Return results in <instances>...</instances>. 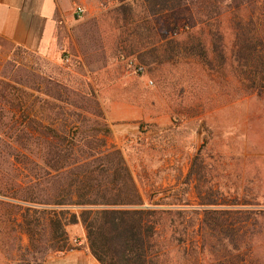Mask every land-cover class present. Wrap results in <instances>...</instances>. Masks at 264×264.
Segmentation results:
<instances>
[{
  "label": "rangeland",
  "instance_id": "rangeland-1",
  "mask_svg": "<svg viewBox=\"0 0 264 264\" xmlns=\"http://www.w3.org/2000/svg\"><path fill=\"white\" fill-rule=\"evenodd\" d=\"M250 2L185 0L162 39L154 18L142 26L143 0H54L37 50L0 37V84L24 102H0V264H45L58 252L49 219L77 209L55 204L54 176L33 172L39 159L15 147L14 129L34 117L83 135L106 125L144 204L187 209L183 224L158 228L164 264H264V94L239 91L232 55V19ZM160 17L173 25L170 11ZM202 20L222 37L224 69ZM192 32L212 66L185 51ZM202 209L222 211L215 220Z\"/></svg>",
  "mask_w": 264,
  "mask_h": 264
},
{
  "label": "trees",
  "instance_id": "trees-1",
  "mask_svg": "<svg viewBox=\"0 0 264 264\" xmlns=\"http://www.w3.org/2000/svg\"><path fill=\"white\" fill-rule=\"evenodd\" d=\"M143 1L150 14L144 17L142 26L150 30L151 20L154 18L156 31L161 32V38L164 39L167 32L175 29L173 12L184 6L185 0ZM251 5L253 10L249 15L232 19V24L235 25L232 55L237 64L235 79L239 91L243 95H260L264 94V0H251ZM235 6L238 8L240 4L236 3ZM164 11H170L173 25L167 23L162 29L160 16ZM199 23L202 25L204 21ZM204 24L208 30L206 36L209 40H206L209 51L216 54L220 68L224 69L227 58L222 37L220 33L210 30L211 24ZM201 34L202 32L189 34L193 43L185 51L198 57L207 66H212L206 55L208 50L200 39ZM8 89L9 86L0 84L1 104L4 106L16 103L24 111V102L20 97L12 96ZM3 114L0 107V119ZM78 129L58 130L50 124H43L36 117L30 118L26 126L14 129L15 147L26 150L41 162L40 167L34 164L33 172L38 168L42 175L54 176L57 182L55 204L77 207L64 222L49 219L50 227L55 229L52 240L58 244L56 250L72 249L68 245L64 226L80 223L85 236V247L98 264H164L160 246L165 241L161 244L157 240L158 228L163 223L169 227L174 223L183 224L187 209H161L157 208L159 203L145 205L118 149L107 147L106 138L110 129L106 125L92 126L84 135ZM24 140L28 141L27 147L21 142ZM199 204L216 203L207 200ZM221 211L201 210L203 215H209L208 219L215 220L219 217L213 215ZM238 212L241 210H236ZM178 242L184 243L181 239Z\"/></svg>",
  "mask_w": 264,
  "mask_h": 264
},
{
  "label": "crops",
  "instance_id": "crops-1",
  "mask_svg": "<svg viewBox=\"0 0 264 264\" xmlns=\"http://www.w3.org/2000/svg\"><path fill=\"white\" fill-rule=\"evenodd\" d=\"M54 0H0V37L28 50H37L43 35L55 22ZM64 230L72 249L49 255L45 264H98L85 247L80 223Z\"/></svg>",
  "mask_w": 264,
  "mask_h": 264
},
{
  "label": "built area",
  "instance_id": "built-area-1",
  "mask_svg": "<svg viewBox=\"0 0 264 264\" xmlns=\"http://www.w3.org/2000/svg\"><path fill=\"white\" fill-rule=\"evenodd\" d=\"M74 13L76 16H80L83 13V9L79 6H76L74 9Z\"/></svg>",
  "mask_w": 264,
  "mask_h": 264
}]
</instances>
